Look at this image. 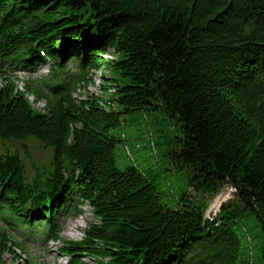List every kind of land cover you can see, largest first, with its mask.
<instances>
[{"label":"trees","instance_id":"obj_1","mask_svg":"<svg viewBox=\"0 0 264 264\" xmlns=\"http://www.w3.org/2000/svg\"><path fill=\"white\" fill-rule=\"evenodd\" d=\"M35 42L58 65L78 60V82L106 64L117 108L75 87L27 85L46 101L35 110L8 73L41 61ZM0 78V141L34 137L53 152L30 177L17 152L0 153V264L22 246L8 226L45 222L56 238L54 217L83 203L96 222L64 241L67 264H235L232 226L245 214L261 223L264 258V0H0ZM136 111L180 129L165 155L201 198L187 191L169 208L136 166L117 168L110 130ZM226 184L234 200L207 219L205 198Z\"/></svg>","mask_w":264,"mask_h":264},{"label":"rangeland","instance_id":"obj_2","mask_svg":"<svg viewBox=\"0 0 264 264\" xmlns=\"http://www.w3.org/2000/svg\"><path fill=\"white\" fill-rule=\"evenodd\" d=\"M106 54H109L111 58L115 56L111 50H108ZM117 56L120 57V55ZM78 62V60L69 61L65 65L68 74L73 75L79 71ZM50 71L48 64L42 61H39L31 69H22L20 67L11 69L15 82L22 90L26 91L28 98L37 111H42L45 99L36 97L35 94L28 92L26 86L29 85L32 88L37 87L45 90L43 80L48 78ZM89 72L88 76H91V80L86 83H89V85H85V89L79 87L73 95L84 96L85 91L89 92L94 89L97 92L98 99L109 101L113 98L110 93L105 92L107 91L105 84L108 81L104 78L108 74L109 78H119L113 70L108 69L107 65L102 63L100 69L93 68ZM101 72L103 75H101ZM95 84H100V87L96 89ZM1 85L2 79L0 78ZM110 91L114 94L116 90L113 87ZM110 132L116 137H121V141L113 149L117 168L124 170L128 165L136 166L156 187L160 193L161 202L169 208L176 207L179 203V197L183 193L190 191L188 189L189 172L187 169L175 170L170 158L165 154L167 151L176 148L174 144L175 137L181 136L180 129L159 113L136 111L128 114L121 125L111 129ZM4 141H0V153H5L7 149L10 152L19 153L24 160L29 177L33 173L32 163L50 165L52 149L43 148L36 138L28 137V139L21 141ZM190 193L192 199L201 198L192 191ZM233 198L234 189L229 184H226L214 198H205L207 203L205 217L207 219L214 218L220 206L230 200L233 201ZM79 208L80 212L78 211L72 217L66 219L62 215L57 217L58 221H64L62 232L56 241L47 239L46 245H42L38 239L29 237L26 229L20 227L18 231L10 230L14 238L23 245L20 253L19 251L16 252L19 253L24 261L18 254L14 256L8 252L4 256L6 263L41 264L43 262L44 264H66L67 257L60 252V248L64 245V240H80L88 224L96 221L87 203H84ZM75 220L79 221V225L73 231H68V228H71L69 223H74ZM41 227L47 228L44 224H40ZM232 227L239 239L238 257L235 264H264V258L262 257L263 232L260 221L253 214H245L236 219ZM85 259L89 264H95L92 260Z\"/></svg>","mask_w":264,"mask_h":264},{"label":"bare ground","instance_id":"obj_3","mask_svg":"<svg viewBox=\"0 0 264 264\" xmlns=\"http://www.w3.org/2000/svg\"><path fill=\"white\" fill-rule=\"evenodd\" d=\"M52 87H54V86L52 85ZM45 112H46V111H45V108H43L42 111H41V113H45ZM81 205H83V204H81ZM69 225L71 226V228L69 227V228H68V231H69V230L73 231V230L79 225V221H78V220H75L74 223H69ZM5 254H6V253H5ZM5 254H4L3 256H5Z\"/></svg>","mask_w":264,"mask_h":264}]
</instances>
